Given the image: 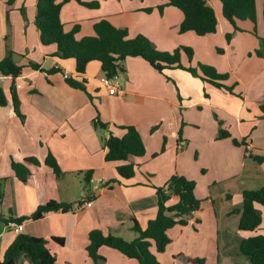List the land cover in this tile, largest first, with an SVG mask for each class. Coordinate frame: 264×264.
<instances>
[{"label": "crops", "instance_id": "1", "mask_svg": "<svg viewBox=\"0 0 264 264\" xmlns=\"http://www.w3.org/2000/svg\"><path fill=\"white\" fill-rule=\"evenodd\" d=\"M57 1L62 3L64 30L78 26L76 39L93 35V25L106 19L125 29L129 38L145 36L162 52L185 46L201 49L209 56L214 48L222 49L224 62L209 65L217 73L228 75L222 83L232 86L231 93L182 69L159 73L145 60L128 57L122 62L124 71L117 75L121 93L109 95L100 82L104 75L98 61H91L80 74L73 59H59L54 45L40 44L34 25L36 0H16L11 6L0 0V60L12 51L15 63L23 67L22 75L14 81L22 119L13 111L11 85L1 86L12 79L0 76V88L7 100L0 106V179L5 180L0 204V260L15 236L23 233L48 241L58 264H93L86 252L89 232L98 229L104 235L124 237L129 233L136 238L134 223L145 229L156 215L154 187H161L177 174L196 183L194 195L201 204L187 225H176L168 232L171 243L157 255L159 264H182L174 258L177 254L205 261L208 251L209 260L214 256L213 264L232 261L227 257L232 241L238 248L241 239L252 235L237 230L231 211L241 206L243 190L264 185V160L260 164L253 161V157L264 158V112L260 108L264 104V55H249L259 48L258 37H264L260 28L264 24V0H255V34L249 20L235 33L222 15L221 3L207 0L215 12L217 30L205 36L180 33L182 12L163 0H81L98 1L97 8L75 0ZM231 33L234 37L227 41L226 35ZM193 57L194 53L191 60L182 54V65L195 67L197 62L207 61ZM30 63L44 71L56 70H33ZM65 73L67 78L83 82L85 91L69 86ZM96 118L107 129L97 128ZM126 126L139 131L144 155L106 161L105 139L109 133L122 137V127ZM220 129L229 132L230 138L217 139ZM232 139L240 146L233 145ZM48 153L59 166V177L44 164ZM29 157L39 164L25 163L29 175L21 182L11 163H24ZM127 163L134 165L135 174L123 179L116 168ZM88 172L90 182L86 185ZM207 177L211 178L205 181ZM50 200L70 204L71 210L47 213L28 223L26 220L22 232L2 222L9 217H28ZM86 201L91 202L90 207L80 206ZM261 215L263 219L264 210ZM194 223L210 231V240L219 241L215 254L204 239L200 246L193 241L187 249H175L172 231L181 226L186 233ZM52 237L63 238V245L53 242ZM99 254L104 264H138L107 247H101ZM21 259V264H30Z\"/></svg>", "mask_w": 264, "mask_h": 264}, {"label": "trees", "instance_id": "2", "mask_svg": "<svg viewBox=\"0 0 264 264\" xmlns=\"http://www.w3.org/2000/svg\"><path fill=\"white\" fill-rule=\"evenodd\" d=\"M16 0H6L11 6ZM70 0H64L68 2ZM80 5L88 8H97L98 1L83 2L75 0ZM167 6L175 7L183 14V20L179 26V32H194L197 36H205L216 33L217 19L213 8L207 0H163ZM221 3L223 17L234 27L236 21L249 20L256 22L255 0H218ZM62 3L57 0H36L34 25L39 33V41L43 46L54 45L55 56L59 59H73L76 72L83 74L91 61H98L102 74L107 78H113L123 72L122 62L128 57H139L145 60L159 73L166 69H182L193 75H199L217 88L225 89L231 93V88L223 85L227 78L225 74H219L208 65L198 63L196 67H185L181 63V55L185 54L192 59L193 50L189 47L179 46L172 52H162L155 48L154 44L143 35L129 38L125 29L113 26L106 19H101L93 25L94 34L76 39L78 26L75 25L70 31H65L60 20ZM264 11V10H263ZM231 34L226 35L227 41ZM260 49L254 54L258 57L264 55V37L259 38ZM14 53L9 51L0 60V76L10 77L12 106L14 113L23 118L19 110V101L16 95L15 79L22 75L23 67L15 63ZM29 66L33 70L50 73L54 70L44 71L35 63ZM201 72V75L198 73ZM66 83L72 88L85 91L83 82H77L66 78ZM7 104L3 90L0 88V106ZM264 112V104L260 106ZM94 125L99 129H107V125L97 118ZM125 134L116 137L111 133L105 139L106 161H127L130 157H141L145 153V146L134 126L122 127ZM226 130L220 129L217 139L229 138ZM235 145H240L235 139ZM164 150V146L162 147ZM263 157H253V161L260 164ZM25 163L38 165L34 157L24 159V163H11V170L18 180L25 182L29 171ZM53 173L59 177L62 173L52 156L48 153L44 159ZM118 175L123 179H130L135 174L132 163L120 165L116 168ZM4 179H0V204L3 198ZM86 185L90 182V173L84 177ZM196 183L184 176L173 174L162 187H154L157 196L156 215L149 220L145 229H141L134 223L132 230L137 234L133 240H125L117 235H104L100 230L93 229L88 234L86 252L93 264H104L105 259L99 254L101 247H107L119 252L128 259L136 260L138 264H159L157 255L166 251L171 243L168 232L176 225H186V218L191 217L200 209L201 201L194 195ZM90 198V197H88ZM172 200H174L172 202ZM71 205L50 200L41 203L28 217L2 220L5 224L14 222L23 224L26 220L36 221L51 212H68ZM261 209L264 210V185L257 189H246L241 193V206L231 211L236 228L241 232H254L262 222ZM51 240L58 245H63V238L52 237ZM48 241L43 238L28 236L19 233L7 246L0 260V264H21V258L28 260L30 264H58L55 255L49 250ZM239 252L249 264H264V234L252 235L243 238L238 244ZM182 264H203L200 258H190L182 254L174 257ZM216 264H220L219 261Z\"/></svg>", "mask_w": 264, "mask_h": 264}, {"label": "rangeland", "instance_id": "3", "mask_svg": "<svg viewBox=\"0 0 264 264\" xmlns=\"http://www.w3.org/2000/svg\"><path fill=\"white\" fill-rule=\"evenodd\" d=\"M217 4H219L218 0H215ZM262 16H263V21H264V11L262 13ZM238 25V26H237ZM253 29L251 30V33L252 34H255L257 32V29H256V22L253 23ZM230 27L231 29L236 33V32H241L242 29H244V21H238L236 22V27H234L233 25L230 24ZM260 28L264 29V24H262L260 26ZM234 33V34H235ZM233 33H231V38L234 37V34L232 35ZM230 38V40H231ZM259 38L258 37V41H259ZM260 42H259V48L256 49V50H259L260 49ZM193 50V53H194V57L193 58H201V60H203V57L206 58L207 61H205L206 63H202V62H197L200 63V64H203V65H208V66H211L209 64H217V63H220V62H224L221 57L224 56V53H223V50L221 49H216L214 48L213 49V54L212 55H206L205 52H203V50L201 49H194V48H191ZM255 51H253V53H249V55L251 56V54H254ZM255 55V54H254ZM258 57V56H257ZM263 57V56H262ZM212 58V62H210L209 60H211ZM196 60V59H195ZM196 64V66H197ZM195 66V67H196ZM198 73L201 75V72L198 71ZM227 75V74H225ZM228 76V75H227ZM227 79V78H226ZM225 79V80H226ZM224 80V81H225ZM11 80H8L6 83L2 84L1 86H7V87H4V88H9V86L11 85ZM230 88H232V86H229ZM238 96V95H236ZM219 131V130H218ZM230 138V137H229ZM234 139H232L231 141H233ZM233 143V142H232ZM235 145V144H233ZM235 146H240V145H235ZM243 156V155H242ZM245 158V157H244ZM211 177H207L205 179V181L207 180H210ZM168 181V180H167ZM166 181V182H167ZM205 181H203L201 183V191H203V185L205 183ZM163 184V183H162ZM165 185V183H164ZM163 186V185H162ZM161 186V187H162ZM257 188V187H256ZM262 210V209H261ZM263 211V210H262ZM5 217H8L9 216V213L7 212H3L2 213ZM189 219L190 217L186 218V225L188 224L189 222ZM30 220V219H29ZM27 223L29 222L28 220L26 221ZM231 222V221H230ZM232 223V222H231ZM194 226H189V230L186 231V233L182 232V227L181 226H178L176 227L172 233H171V236L174 240V244H175V249L178 248V247H182L184 249H187L188 247H191V245H194L192 242L194 241L196 244H200L202 243V240L204 239L206 244L208 243V245H210V249L211 251L214 253V251L216 250L215 247H218L219 245V241H216L215 240H210L209 239V236H210V231L208 232L207 230H202V229H199L197 226H195L196 224L194 223L193 224ZM189 232H191L192 234H188ZM198 233L200 232L198 235H195L193 233ZM8 233V232H7ZM11 233V232H10ZM244 234V233H243ZM258 234H264V218L262 219V222H261V225L258 227V229L254 232H246V235H258ZM11 235V234H10ZM30 236V235H28ZM135 234H129V233H124V237H122L123 239L125 240H133L135 237ZM179 237V239H178ZM198 237V238H197ZM197 238V239H196ZM196 239V240H195ZM207 240V241H206ZM217 245V246H216ZM211 253V255L213 254ZM238 253V254H237ZM207 263H206V260L204 261L203 264H213V261H214V256L212 258L211 256V260H209V251L207 252ZM215 254V253H214ZM227 257H231L232 261H226L225 263L223 264H249L248 261L245 259V257L243 255L240 254L239 252V248H237V242L236 241H232V246L230 247V250H229V254L227 255ZM158 260V259H157ZM159 263V262H158ZM180 263V262H179Z\"/></svg>", "mask_w": 264, "mask_h": 264}, {"label": "built area", "instance_id": "4", "mask_svg": "<svg viewBox=\"0 0 264 264\" xmlns=\"http://www.w3.org/2000/svg\"><path fill=\"white\" fill-rule=\"evenodd\" d=\"M64 76L67 78L68 77L67 73H65ZM100 82H101L102 86L106 89V91L108 92L109 95H118L121 93V82L119 81L117 76H115L113 78H107V77L103 76L101 78ZM18 87H19V85H18ZM181 147L182 146L180 145L179 148H181ZM80 206L90 207L91 202L90 201L83 202ZM7 225L10 227H14L17 232H22L24 229L23 224H17L14 222H9Z\"/></svg>", "mask_w": 264, "mask_h": 264}]
</instances>
